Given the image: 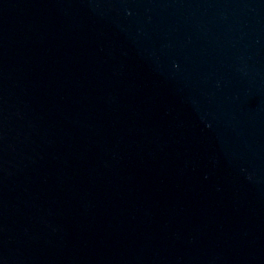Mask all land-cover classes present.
<instances>
[{"label":"water","instance_id":"water-1","mask_svg":"<svg viewBox=\"0 0 264 264\" xmlns=\"http://www.w3.org/2000/svg\"><path fill=\"white\" fill-rule=\"evenodd\" d=\"M0 264H264V0H0Z\"/></svg>","mask_w":264,"mask_h":264}]
</instances>
